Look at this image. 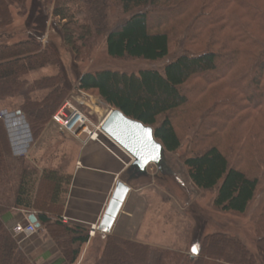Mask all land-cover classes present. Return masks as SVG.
<instances>
[{
  "label": "trees",
  "instance_id": "16d2710c",
  "mask_svg": "<svg viewBox=\"0 0 264 264\" xmlns=\"http://www.w3.org/2000/svg\"><path fill=\"white\" fill-rule=\"evenodd\" d=\"M115 1L43 0V7L45 13L53 7L75 61L90 51L95 34L105 37L113 59L161 62L175 55L163 70L85 73L79 90L96 92L110 108L153 127L165 153H178L182 134L192 133L194 146L183 161L193 185L216 191L214 206L221 212L245 215L264 185V0ZM82 3L103 9L100 22L82 21ZM115 4L126 18L111 29L108 11ZM13 6L24 16L27 0H0V101L23 98L19 110L34 144L71 86L62 70L59 77L31 78L61 63L41 39L15 41L17 34L5 32L15 23ZM46 91L43 100L33 98ZM71 182L62 168L40 174L26 156H16L0 121V264H34L7 225L16 210L35 213L67 264L79 262L91 236L89 229L63 222ZM260 210L255 229L264 240V204ZM99 234L94 264H258L243 242L226 233L204 237L194 257Z\"/></svg>",
  "mask_w": 264,
  "mask_h": 264
},
{
  "label": "rangeland",
  "instance_id": "374dc122",
  "mask_svg": "<svg viewBox=\"0 0 264 264\" xmlns=\"http://www.w3.org/2000/svg\"><path fill=\"white\" fill-rule=\"evenodd\" d=\"M92 1L95 2V0ZM115 3H118V0ZM81 6L84 9L83 22L86 20L88 22L90 20L91 22H100L101 11L103 10L101 7L96 8L93 5L94 9L92 6L83 5V3ZM11 8L15 23L13 26L8 27L5 32L8 31L7 34L9 35L17 34V37L14 38L15 41L32 38L42 40L47 32L51 33L49 41L56 44L54 49L61 60L67 81L72 86L71 90H73L74 85H77L80 75L85 73L105 69L128 73H138L144 69L163 70L168 60L173 59V55H175L173 51L172 56L168 60L161 62L113 59L108 55L105 37L95 34L92 38L93 44L90 51L82 55L79 61H75L74 53L63 42L59 20L52 17V6H48V9H46L48 12L45 13L43 0H27V14L24 16H20V10L17 7L13 6ZM108 12H110L108 24L111 29L126 18L119 14L118 4H115V7ZM39 73V77L42 78L43 73ZM8 88L11 92L15 89L13 87L10 88V86ZM70 95L71 97H68L70 105L87 115L95 125L103 122L112 109L105 104L96 92H84L76 88L74 94ZM22 99L21 96L17 95L14 99L1 100L0 106L9 110H17L20 109L23 103ZM20 121L21 123L18 126H23L24 122ZM182 136L184 137L182 149L176 154L165 153V161L161 172L155 166H152L148 174L140 179H136L132 169L125 176V183L132 188L133 194L136 193V195L132 194L131 204L124 208L126 213L132 211V204L139 197L138 192L146 195L139 199L137 204H134L137 211L135 210L133 219L129 218L130 220L124 222V220L122 221L123 215H121L117 232L121 231L123 228L122 223L124 222L127 230L140 231L139 236H142L146 241H152L154 237L160 240V245L155 246L156 248L191 257L197 256L196 252L204 237L216 233H226L243 242L254 254L258 264H264V240L257 236L255 229L260 209L264 204V185L245 215L240 216L221 212L214 206L216 191H200L189 178L183 159L191 154V148H193L194 143H191L193 140L191 138L192 133L184 132ZM53 139L47 140L45 143L42 141L38 147L41 149V154L45 155L47 152L50 155L49 162L51 164L56 162V155L61 154L62 143ZM25 141V145L28 148L31 145L29 136L26 135ZM102 141L107 142L111 146L114 145L107 137L103 136ZM203 145L206 146L207 144ZM114 148L119 150L116 146ZM123 218L127 217L123 216ZM132 233L134 234V232ZM113 234L116 233H110V235ZM101 239L99 237L96 239L97 244L89 247L85 261L80 264L95 263L101 253ZM19 244L22 248L20 241ZM194 247L196 248L195 252L193 251ZM33 263L42 264L39 261Z\"/></svg>",
  "mask_w": 264,
  "mask_h": 264
},
{
  "label": "crops",
  "instance_id": "0c3cea01",
  "mask_svg": "<svg viewBox=\"0 0 264 264\" xmlns=\"http://www.w3.org/2000/svg\"><path fill=\"white\" fill-rule=\"evenodd\" d=\"M50 36L51 33L49 34L47 32L42 39L44 50L47 49V47L54 49V46L56 45L55 43H50ZM54 51L56 52L55 49ZM57 57L59 59L58 54ZM59 61L61 63L60 59ZM60 70H62L65 75L62 63L61 68L49 66L41 71L36 72L33 74V76L31 75V78H33V80L34 78H40L39 72L43 73L42 78L59 77ZM78 87L79 79L77 85L73 86V90H71L72 93L70 92V94L73 95L76 91V88L79 89ZM49 93L50 91L39 92L35 94L33 98H35V100H43L44 97L50 95ZM59 94L60 93L58 92V96ZM16 97L17 95L12 97L9 96L5 100L14 99ZM69 97H71V95H69ZM62 98L64 99V94H62ZM69 102V98L64 100L62 106L57 110V112ZM2 112L8 114L9 119L7 122H4V124L9 133L13 152L16 156H18L19 153H26L27 159L39 170L40 174H42L45 169L62 168L63 172L67 176L72 177L63 219H65L69 224L81 226L89 230H91L93 226L99 225L104 217L118 182H125L124 178L131 169L130 157L113 142L112 143L118 147L119 150H116L114 145L113 147L110 144H107V142L89 141L85 135L76 137L63 134L60 132L58 126L52 123V121H50V123L47 125L45 131L42 133L38 141L33 144L30 128L23 113L19 109L9 110L0 106V113ZM16 119L25 121L24 128H22V126H18L17 123H15ZM26 135L29 136L31 142V145L28 148L25 145ZM53 138L55 141L57 140V142L62 143L61 154L56 155V162L51 164L49 162L50 155L47 152L45 155L43 153L41 154V149L38 147L41 145L40 143H42V141L45 143V141H50ZM22 146L25 148H21ZM140 178L142 177H136V179ZM132 194L133 193L131 191L124 208H126L128 204H131V197L136 195V193L133 195ZM138 195V199H135V203L132 204V211L126 213L123 208L121 215L126 216L127 218H123L122 216V221L124 220L125 222L126 220L134 218L136 210L134 204H137L139 199L143 198L146 194L138 192ZM33 214L35 215V213H27L24 210L13 211L8 216L7 225L10 228H14L19 223H26ZM121 215L112 232H115L124 239H130L137 243L154 247L160 245L161 241L155 237L152 241H146V239H143L142 236H139L140 231L135 232V230L133 231L132 229L127 230L124 222L122 223L123 228L121 231L119 230L120 232H117ZM42 231L43 233L41 236L20 241L22 249L35 263L39 261L42 264H67V261L65 260L59 248L50 238L45 236V231L43 229ZM132 232H134L135 235ZM99 237H102V235L99 233H97L94 237H91V242L85 247L83 253L81 254L78 262L79 264L85 261L89 247L96 245V239Z\"/></svg>",
  "mask_w": 264,
  "mask_h": 264
},
{
  "label": "water",
  "instance_id": "95a60500",
  "mask_svg": "<svg viewBox=\"0 0 264 264\" xmlns=\"http://www.w3.org/2000/svg\"><path fill=\"white\" fill-rule=\"evenodd\" d=\"M102 131L132 158L131 169L136 177L146 176L152 166L159 172L163 170L165 149L156 139L153 127L127 117L121 110L111 109L103 122ZM131 191L127 183L118 182L99 225L100 233L110 234L113 231ZM29 222L41 228L36 215H31Z\"/></svg>",
  "mask_w": 264,
  "mask_h": 264
},
{
  "label": "built area",
  "instance_id": "2783aa9c",
  "mask_svg": "<svg viewBox=\"0 0 264 264\" xmlns=\"http://www.w3.org/2000/svg\"><path fill=\"white\" fill-rule=\"evenodd\" d=\"M7 113H0V121L7 122L8 121ZM19 123H18V122ZM24 122V120H22ZM52 123L56 124L61 133L72 135L76 137H81L83 135L87 136V139L92 142H103V136L105 134L102 131L103 122L99 125L93 124L91 119L82 113L79 109L70 105V103H66L64 107H62L53 117ZM17 125L21 123L19 119H16ZM24 128V125L22 126ZM21 148H24L23 146ZM24 151V150H23ZM22 151V152H23ZM26 153H19L18 156H25ZM64 223L68 222L63 219ZM98 225L92 227L90 231V236L94 237L98 232ZM14 236L18 238V240L22 241L24 239H30L33 236H41L43 231L42 229L37 228L32 223H19L12 230Z\"/></svg>",
  "mask_w": 264,
  "mask_h": 264
},
{
  "label": "snow or ice",
  "instance_id": "6c2138e0",
  "mask_svg": "<svg viewBox=\"0 0 264 264\" xmlns=\"http://www.w3.org/2000/svg\"><path fill=\"white\" fill-rule=\"evenodd\" d=\"M193 251H194V252L196 251V248H195V247L193 248Z\"/></svg>",
  "mask_w": 264,
  "mask_h": 264
}]
</instances>
